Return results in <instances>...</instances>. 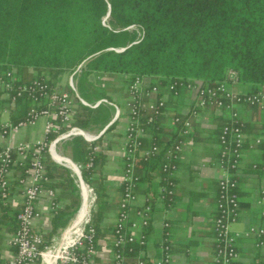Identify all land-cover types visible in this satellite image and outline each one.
<instances>
[{"label":"trees","instance_id":"obj_1","mask_svg":"<svg viewBox=\"0 0 264 264\" xmlns=\"http://www.w3.org/2000/svg\"><path fill=\"white\" fill-rule=\"evenodd\" d=\"M79 65L74 74L79 96L96 101L105 98L112 104L101 103L96 108L83 105L66 85L76 105L72 125L77 127L107 122L111 107L118 105L108 89L125 90L130 98L129 85L136 76L148 83L146 90L156 87L151 102L162 98L164 105L161 114L152 120H149L148 111L142 110L139 114L144 135L137 138L138 145L132 154L133 172L138 177L137 186L140 180L148 178L150 171L159 167L162 187L168 189L174 172L163 169L165 152L181 141L179 132L185 134L181 123L174 118L189 117L195 102L193 100L185 116L173 117L176 136L164 142L158 140L156 132L161 129L158 121L167 103L175 101L183 92H190L188 83L215 87L225 81L228 70L235 72L236 86L247 90L242 92L264 91V0H0V74L13 71L16 83L29 82L36 77L56 83ZM172 83L176 84L177 94L169 89ZM87 86L97 92L89 93ZM146 90L142 101L144 95L149 96ZM30 105L29 100H18L11 118L14 121L23 119L26 115L23 112ZM198 110L196 107L197 113ZM230 119L229 113L218 130V138L222 126ZM149 132L154 135L150 141L147 139ZM154 145L158 147L157 152L146 155ZM258 145L264 148V138ZM65 147L75 162H80L82 179L95 184L96 200L91 217L98 240L104 235L101 223L110 208L103 178L95 175L100 172L98 166L104 161L103 154H91L88 143L80 136L72 137ZM90 156L93 166L85 168L83 164ZM177 158L173 160L176 169ZM126 163L123 156V170ZM44 165L48 177L45 186L61 188L58 198L69 200L68 205L56 210L52 233L44 236L49 243L56 229L75 212L80 198L69 168L52 161L48 153L44 155ZM239 168L232 171L236 182ZM121 186L123 194L122 182ZM236 192L239 197L238 183ZM18 210L11 205L1 207L0 233L10 234L16 229ZM259 239L264 241V235ZM135 244L138 246L134 248ZM140 246L137 241L114 248L124 257L126 252L134 250L135 253ZM96 248L99 249L97 244ZM170 252L172 255L171 246Z\"/></svg>","mask_w":264,"mask_h":264},{"label":"built area","instance_id":"obj_2","mask_svg":"<svg viewBox=\"0 0 264 264\" xmlns=\"http://www.w3.org/2000/svg\"><path fill=\"white\" fill-rule=\"evenodd\" d=\"M80 65L73 71L67 80L68 86L74 91L76 98L86 106L96 107L101 103L112 104L105 98H100L94 104L87 103L79 96L74 83V74ZM13 71L0 74V93L8 99L9 108H14L18 100H29L30 107L23 119L12 123L10 120L0 122V137L9 131L26 127H33L43 121L42 132L39 138L30 142H19L15 146L7 145L0 148V209L3 206H15L16 199L11 190V180H15L21 186V206L16 214V229L10 233L9 245L14 247L15 254L0 259V264H96L97 251L95 239L96 229L92 223L91 211L95 203L93 187L85 182L80 174V166L72 165L67 158L59 156L55 145L57 142L83 136L87 141L95 140L99 135L89 134L81 128L72 125L75 102L69 92L63 88L60 81L51 83L44 77H36L25 83H16ZM237 78L235 72L228 70L225 81L219 82L215 87H205L194 84H186L193 94L195 105L190 110L189 117H175V122H180L184 132L191 128V117L197 116L196 107L203 109L213 107L226 109L231 114L229 123L222 126L219 134L218 166L221 174L217 180L216 212L213 218L214 246L213 264H237L239 253L236 248V235L232 232V225L238 220L240 214L239 197L236 192L237 182L232 171L237 170L242 162L241 148L246 141V133L243 130V121L235 109L236 106L246 104L264 108V91L253 93L242 92L236 89ZM149 86L144 78L136 76L129 85L130 102L129 120L126 128V139L123 145V156L127 161L122 172L124 192L119 202L117 217L113 226V246L118 248L133 242L144 244L146 241L145 230L150 223L152 205L150 198H145L142 206L134 211L135 218H131V209L136 201V182L138 177L134 175L133 151L138 145L137 138L144 135L138 117L140 112L148 111L151 114L149 120L161 114L164 105L162 98L156 102L144 103L141 100L143 92ZM169 89L177 94L176 84L169 85ZM156 87H150L146 94L154 95ZM1 99V96H0ZM115 107V117L119 115V107ZM51 135H55L53 139ZM263 134L255 139V143H261ZM181 141L172 144L166 149L163 169L175 172L176 166L173 160L181 151ZM97 147L91 146V154ZM158 150L156 145L145 152L146 155H154ZM50 156L62 165L72 169L71 175H76L75 182L83 190L82 206L76 212L75 218L64 228L58 237L46 243L42 232L37 228V223L42 218V209L38 207L40 202H45L47 209L56 212L61 202L57 200V191L46 187L48 181L44 165V155ZM58 157H61L59 159ZM93 166L90 156L85 163V168ZM173 186L172 181L168 182ZM161 188L159 200L164 201L166 196L172 195V189ZM264 190L261 192L260 203L264 202ZM264 215V212H263ZM164 226H168L167 223ZM65 230H67L65 232ZM254 234L258 238L264 235V227H250L246 235ZM63 238V241L61 239ZM257 246L264 247V241L259 239ZM161 255L158 264H171L172 255L167 238H163L160 245ZM145 259H138L135 264H147ZM113 264H124V257L115 249Z\"/></svg>","mask_w":264,"mask_h":264},{"label":"crops","instance_id":"obj_3","mask_svg":"<svg viewBox=\"0 0 264 264\" xmlns=\"http://www.w3.org/2000/svg\"><path fill=\"white\" fill-rule=\"evenodd\" d=\"M65 86L63 85L64 89ZM236 89L247 91L239 86H236ZM108 93L115 98L119 107V115L115 117V107H111V115L108 116L107 122L103 124L93 123L85 128L79 127L89 134L99 135L91 142L83 136L80 137L88 143L89 149L91 146L97 147L94 152L95 156L98 153L103 154L104 161L98 166L100 172L95 175L102 176L104 190L110 203V208L101 223L104 235L97 240L99 247L97 251L100 252L95 256L96 264H113L115 251L112 242L113 226L122 195L123 145L130 117L128 103L131 99L128 92L125 90L112 91L111 88L108 89ZM0 96V122L6 120H10L12 123L17 122L11 118V112L14 108H9L7 98L2 93H0ZM153 98L154 95H144L143 102H151ZM192 102L193 94L183 92L175 101L167 103L165 112L158 121L161 128L159 131L156 130L158 140L165 142L176 136L175 131H177V128L173 122V117L175 115L185 116L191 108ZM25 106L27 107L26 104ZM25 108L23 106V109ZM235 109L245 122L247 142L242 152V162L237 177L240 214L231 229L233 234L236 235L237 250L239 252L238 264H264V247L256 245L258 237L254 234L246 235L247 230L252 226L264 227V202H259L261 192L264 190V148L255 143V139L263 134L264 108L238 105ZM26 110L27 108L25 111L23 110V114ZM228 117L229 111L225 109L213 107L199 109L197 116L191 117L189 132L185 134L179 132L182 148L176 162L177 169L171 176L173 179L171 180L173 183L171 196H166L164 201L158 199V194L163 185L159 167H155L150 171L147 179L140 180L137 183L135 189L136 201L131 209V218H135L134 211L142 206L145 198H150L152 211L150 223L145 230L147 233L145 243L141 244L135 253H133L134 250L131 253L126 252L124 264H135L141 257L145 258L147 264H158L161 255L160 244L163 238L168 239L172 249L171 264H213V218L216 212L217 180L221 174L217 162L219 152L218 130ZM42 125L43 121H40L33 127L9 131L6 135L0 137V148L7 145L15 146L19 142H30L39 138ZM54 136L50 138L53 139ZM147 136L148 141H150L154 135L149 132ZM71 138L57 142L55 145L56 152L59 156L69 158L73 163L79 165L80 162H75L70 150L65 145L64 147L61 145ZM165 144L161 145V149ZM47 153L50 156L49 152ZM50 158L55 163L62 165L51 156ZM85 163L83 166H85ZM62 166L69 168L67 165ZM69 170L71 173L74 172L70 168ZM73 177L75 182L77 176L74 175ZM89 184L94 189L96 200L95 184ZM77 186L79 188L76 191L80 198L79 206L73 214L67 217V222L58 227L51 235L50 241L58 237L64 228L71 223L76 212L82 206L83 190L79 185ZM50 188L57 191V200L61 202L58 208L68 205L69 200L58 198L61 188L55 186ZM11 190L14 194L13 197L16 199L13 208H20L21 186L17 181L11 180ZM38 207L42 209L43 215L37 222L39 223L37 228L44 237L52 233L53 219L57 216V213L47 209L45 202H40ZM165 223L168 226H164ZM9 237L10 234L0 233V259L15 254L14 247L8 243ZM137 246L135 244L134 248Z\"/></svg>","mask_w":264,"mask_h":264},{"label":"rangeland","instance_id":"obj_4","mask_svg":"<svg viewBox=\"0 0 264 264\" xmlns=\"http://www.w3.org/2000/svg\"><path fill=\"white\" fill-rule=\"evenodd\" d=\"M68 75H70V74H66L65 76H63L62 78H61V80H60V83H61V85H67V80L69 79V77L70 76H68ZM79 77V76H78ZM78 77H77V82H78ZM114 82H116L115 80H114ZM74 83L76 84V80H74ZM87 88H88V92L89 93H93V92H97L96 91V89L95 88H92V87H89V86H87ZM76 90L78 91V84H77V88H76ZM85 100V99H84ZM87 103H89V104H94L95 103V101L96 100H94L93 98H91V100H85ZM68 142V141H67ZM67 142L66 143H62L61 145H63V147H64V145H66L67 144ZM65 149V148H64ZM60 158V157H59Z\"/></svg>","mask_w":264,"mask_h":264},{"label":"water","instance_id":"obj_5","mask_svg":"<svg viewBox=\"0 0 264 264\" xmlns=\"http://www.w3.org/2000/svg\"><path fill=\"white\" fill-rule=\"evenodd\" d=\"M109 15V13L107 14V16ZM121 50H123V49H121ZM68 159V161L72 164V165H74V163L69 159V158H67ZM75 166V165H74ZM67 230H65V232H66ZM63 241V238L61 239V241L60 242H62Z\"/></svg>","mask_w":264,"mask_h":264},{"label":"bare ground","instance_id":"obj_6","mask_svg":"<svg viewBox=\"0 0 264 264\" xmlns=\"http://www.w3.org/2000/svg\"><path fill=\"white\" fill-rule=\"evenodd\" d=\"M58 158H59V157H58ZM59 159H61V157H60Z\"/></svg>","mask_w":264,"mask_h":264}]
</instances>
